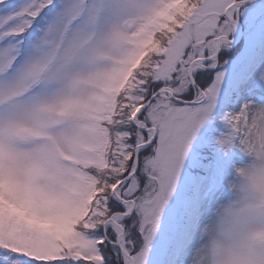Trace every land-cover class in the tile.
<instances>
[{
	"label": "snow or ice",
	"instance_id": "1",
	"mask_svg": "<svg viewBox=\"0 0 264 264\" xmlns=\"http://www.w3.org/2000/svg\"><path fill=\"white\" fill-rule=\"evenodd\" d=\"M0 264H264V0H0Z\"/></svg>",
	"mask_w": 264,
	"mask_h": 264
}]
</instances>
